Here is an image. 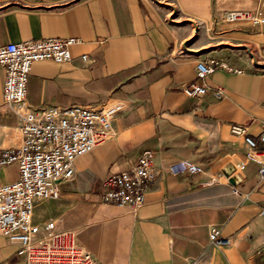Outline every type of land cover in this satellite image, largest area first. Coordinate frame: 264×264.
Returning a JSON list of instances; mask_svg holds the SVG:
<instances>
[{
    "label": "crops",
    "instance_id": "obj_1",
    "mask_svg": "<svg viewBox=\"0 0 264 264\" xmlns=\"http://www.w3.org/2000/svg\"><path fill=\"white\" fill-rule=\"evenodd\" d=\"M235 1L240 5L230 7ZM223 2L212 9L211 0H0V45L79 39L70 60L32 64L30 105L124 103L112 120L113 135L76 158L77 172L59 184V198L36 201L34 222L72 229L100 264L264 262V178L259 163L245 160L244 136L231 131L243 125L258 139L264 129V25L229 23L222 13L256 8L262 0ZM208 57L242 71L216 68L205 78L204 94L187 96L182 85ZM4 77L0 65V147L21 140L17 116L3 98ZM146 149L157 176L144 204L132 209L102 201L104 177L129 168ZM181 159L202 165L203 173H172L169 167ZM228 162L243 177L237 185L222 172ZM17 177L16 164L0 168V184ZM213 226L229 243L210 242ZM0 264H24L1 235Z\"/></svg>",
    "mask_w": 264,
    "mask_h": 264
},
{
    "label": "built area",
    "instance_id": "obj_2",
    "mask_svg": "<svg viewBox=\"0 0 264 264\" xmlns=\"http://www.w3.org/2000/svg\"><path fill=\"white\" fill-rule=\"evenodd\" d=\"M224 18L229 23L264 25V0L256 8L227 9ZM78 40L73 36L47 37L0 45V65L5 70L3 98L17 116L21 135L18 144L0 147V168L11 164L18 168L15 180L0 184V235L15 245L24 264H100L77 242L72 229H56L52 220L43 224L33 220L36 201L59 198V184L72 179L77 172L76 158L113 135L112 120L124 107L121 100L95 106L50 103L32 106L27 102V81L32 64L44 59L58 63L70 60V46ZM216 68L242 71L220 58L200 59L196 63L195 77L182 85L183 93L187 96L204 94L209 88L205 78ZM214 95L221 97L223 88L215 87ZM231 131L244 136L245 160L259 163L258 173L264 178V129L258 139L247 134L243 125L234 124ZM169 170L178 175L196 176L202 174L204 168L189 159H181ZM156 176L152 151L146 149L132 166L104 177L100 198L104 202L138 209L144 204ZM209 238L215 245L229 243L217 226L210 228Z\"/></svg>",
    "mask_w": 264,
    "mask_h": 264
},
{
    "label": "water",
    "instance_id": "obj_3",
    "mask_svg": "<svg viewBox=\"0 0 264 264\" xmlns=\"http://www.w3.org/2000/svg\"><path fill=\"white\" fill-rule=\"evenodd\" d=\"M235 171L236 167L232 162H228L222 167L223 174L232 185H237L243 179L242 175ZM258 264H264V262H259Z\"/></svg>",
    "mask_w": 264,
    "mask_h": 264
},
{
    "label": "rangeland",
    "instance_id": "obj_4",
    "mask_svg": "<svg viewBox=\"0 0 264 264\" xmlns=\"http://www.w3.org/2000/svg\"><path fill=\"white\" fill-rule=\"evenodd\" d=\"M224 0H211V6H212V9H214L215 7H218V6H222V2H223ZM223 4H225V2H223ZM230 4H233V6H230V7H235V6H237V5H240V3H238V2H233V3H230ZM227 8H229V7H227ZM227 8H225L223 11H222V13H223V16H224V12L226 11V9ZM263 255H264V252H263Z\"/></svg>",
    "mask_w": 264,
    "mask_h": 264
}]
</instances>
